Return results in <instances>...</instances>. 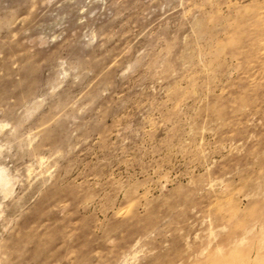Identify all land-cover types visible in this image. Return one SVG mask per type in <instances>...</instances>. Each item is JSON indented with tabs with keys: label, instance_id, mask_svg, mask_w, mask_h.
Masks as SVG:
<instances>
[{
	"label": "rangeland",
	"instance_id": "1",
	"mask_svg": "<svg viewBox=\"0 0 264 264\" xmlns=\"http://www.w3.org/2000/svg\"><path fill=\"white\" fill-rule=\"evenodd\" d=\"M0 264H264V0H0Z\"/></svg>",
	"mask_w": 264,
	"mask_h": 264
}]
</instances>
